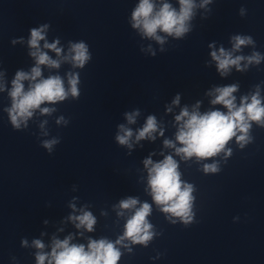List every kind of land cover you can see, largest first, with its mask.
I'll return each mask as SVG.
<instances>
[{"label":"clouds","instance_id":"1","mask_svg":"<svg viewBox=\"0 0 264 264\" xmlns=\"http://www.w3.org/2000/svg\"><path fill=\"white\" fill-rule=\"evenodd\" d=\"M179 10L174 8L170 3H162L157 7L154 0H139V4L132 12V27L139 29L143 36L152 38L158 43L163 44L164 38L158 35L159 32L166 33L169 36L181 38L190 30L189 21L194 15L196 7L195 0H178ZM210 0H204L209 3ZM201 7L204 4L200 5ZM48 25L40 28L31 29V38L29 46L33 51L30 55L35 59L36 64L30 72L17 71L11 82V108L7 109L11 123L14 128L20 129L21 124L27 127V121L34 114V111L40 109L42 114H51L55 109L44 107V103H56L64 101L69 95L76 98L79 96L78 76L75 74L68 75V89L65 88L64 81L58 75L42 78L41 66L49 68H59L60 61L52 59L46 52L41 50L40 41L45 40V31ZM233 50H240L242 46L253 43L252 38L248 36L236 35L233 38ZM59 41L53 43L45 42L43 47L54 51L57 56L61 54V48L57 47ZM70 56L64 57L70 59L74 67H83L90 59L88 46L83 41L71 43ZM212 59L217 62L218 70L221 75H225L232 66L240 70V63L247 59L248 63L259 64L264 59L259 53L245 58L243 56L233 57L232 52L220 48L219 53L213 51ZM28 81L29 86L25 89L24 82ZM4 89L3 83H0V91ZM237 91L236 85L217 87L214 89L215 99L211 101L213 105H223L227 112L213 110L201 114L197 110L191 113L187 108L181 110L180 114L175 117L179 124L176 133V141L182 147L175 148L177 155L187 159L195 156L197 159H206L216 156L224 151L225 146L233 137L243 146L249 142L248 136L251 123L256 122L264 127V104L261 102L259 91L249 97H241L239 106L236 104V97L233 95ZM210 95L212 93H209ZM179 97L173 103L177 104ZM199 105H197L198 108ZM171 111V109H168ZM128 123H134L137 113H126ZM63 118L57 120L60 123ZM66 123V121H65ZM43 127V125H41ZM120 132L116 140L121 145L131 147L130 138L133 132L120 125ZM157 121L154 116H149L144 127L139 130L136 140L153 138V133L157 131ZM237 133H240L237 135ZM163 135V131H160ZM59 143L58 139L45 140L42 146L52 151L53 145ZM165 147H175L171 140L164 141ZM230 152V150H229ZM145 167L148 169V184L151 189V195L154 202L161 206V210L178 217L186 225L192 221V196L193 187L181 180V174L178 171V163L171 155L166 156L162 161L154 163L151 158L145 159ZM205 172H216V164L205 165ZM138 199L129 197L120 202L119 208L122 215L123 211L134 210L125 224L123 236L119 237L114 243L101 238L99 240L90 239L87 248L83 244L70 243L72 237L69 236L64 240H54L52 251L49 254L42 252L37 253V264H117L121 252L117 245L124 240H130L132 243L147 244L152 239L153 233L150 231L152 225L148 222L147 217L151 213V205L147 202L140 204ZM70 219L76 223L77 228H85L87 231H93L96 218L91 212L83 211L79 216H72ZM26 243V242H25ZM37 249H43L41 241L33 242Z\"/></svg>","mask_w":264,"mask_h":264}]
</instances>
